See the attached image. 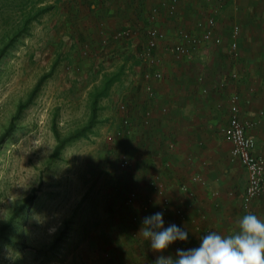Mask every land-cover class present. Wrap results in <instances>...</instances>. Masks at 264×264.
<instances>
[{
  "label": "crops",
  "instance_id": "0c3cea01",
  "mask_svg": "<svg viewBox=\"0 0 264 264\" xmlns=\"http://www.w3.org/2000/svg\"><path fill=\"white\" fill-rule=\"evenodd\" d=\"M171 1H69L72 14L67 16L68 37L72 34V39H80L90 48L100 45L102 54L118 55L119 69L123 67V75L126 74L125 80L115 85L108 105L113 110L110 121L116 124L119 135H126L123 145L132 159L127 169L119 168V192L115 194L114 189L111 193L121 198L119 207L115 206L118 211L125 209L128 221L114 210L118 218L116 229L124 237L112 247L113 259H105L103 264H116L117 259L141 264V258L156 259L161 254L153 252L143 239H125L131 228L130 209L124 205V199L137 188L144 195L152 194L147 184L154 173L167 186L171 207L180 205L187 212L184 221L173 215L167 219V225L176 223L189 232L183 249L199 246L207 229L230 234L247 212L264 219V197L244 203L248 173L238 160L231 158V144L221 132L230 115L229 98L237 93L240 118L253 122L246 131L254 137L256 151L264 155V0H213L224 3L231 12L246 13L242 25L239 24L238 53L230 52L231 33L222 37L215 25L214 38L219 36L220 42H203L180 59L169 52L167 43L176 40L179 30L201 35L204 23L214 17L217 8L210 7V14L202 21L201 2L176 0L175 11L170 13ZM149 25L167 35L158 44L160 61L152 66L140 55ZM126 27L132 29L130 38L113 36ZM157 68L162 71L161 78L143 79L144 71ZM146 84H150L152 93L146 90ZM121 104L124 109L119 108ZM124 118L129 120L127 126L123 124ZM196 175L201 180H194ZM182 184L188 185L191 196L182 191ZM187 201L192 203L190 207ZM175 250L169 246L162 254L174 256Z\"/></svg>",
  "mask_w": 264,
  "mask_h": 264
},
{
  "label": "rangeland",
  "instance_id": "374dc122",
  "mask_svg": "<svg viewBox=\"0 0 264 264\" xmlns=\"http://www.w3.org/2000/svg\"><path fill=\"white\" fill-rule=\"evenodd\" d=\"M69 1L0 0V48L19 32L0 58V264H103L124 237L113 214L121 198L111 193L120 187L116 166L126 135L110 121L108 103L126 74L93 109L94 94L119 70V56L68 37ZM195 1L204 5L202 21L217 8L222 37L246 17L224 3Z\"/></svg>",
  "mask_w": 264,
  "mask_h": 264
},
{
  "label": "built area",
  "instance_id": "2783aa9c",
  "mask_svg": "<svg viewBox=\"0 0 264 264\" xmlns=\"http://www.w3.org/2000/svg\"><path fill=\"white\" fill-rule=\"evenodd\" d=\"M214 1L224 2L226 0ZM175 8L176 0H172L168 4V10L172 13L175 11ZM214 26V17H209L203 25L201 35L179 30L176 33V40H171L167 43V49L176 59H180L189 56L191 50H197L203 42L214 39V41L218 43L221 41V38L219 36L214 38ZM239 30L240 26L238 24H234L231 31L230 52L235 55L238 53L237 35L239 34ZM145 31L147 38L146 42L142 46L140 55L143 59H145L146 64L152 66L156 63L158 64L160 61L159 55H157L158 44L160 40L166 39L167 35L165 32L151 25L147 26ZM131 36L132 29L130 27H126L114 35L116 39H128ZM162 75L161 69L157 68L144 71L142 77L145 81H150L151 79H159ZM145 88L147 91L152 93L150 84H146ZM239 100L240 97L237 93H233L230 96V115L228 122L221 128V132L224 139L231 144V158L238 160L247 170L248 181L243 197L244 203L247 205L255 197H264V155L256 151L255 139L246 131V128L252 126L253 122H244L240 118ZM124 107L125 105H119V108L121 109H124ZM123 124L127 126L129 124V120L124 118ZM131 162V157L124 153L118 159V168L127 169L131 165ZM193 179L201 180V177L196 175ZM147 187L150 189L152 194L144 195L141 193L140 188H137L129 191L124 199V205L126 208L130 209L129 224L131 229L129 231V237H131L134 242L143 239L141 236L137 235V233L141 226V221L146 215H150L157 211H163L165 226H167V219L168 217H171V215H173L178 221H184L188 218L186 210L180 205L173 208L171 207L172 200L166 192L167 186L162 181L159 174L154 173L151 176ZM181 189L190 196L192 195V191L189 189L187 184H182ZM187 205L190 207L192 203L187 201ZM190 220H192V218H190ZM207 231L209 230L207 229ZM145 242L146 245H148L146 240H144L143 243ZM185 242L186 241H177L170 245V247L174 249L183 248ZM154 260L155 259L151 257L141 258V264H153ZM116 264H131V262L128 259H117Z\"/></svg>",
  "mask_w": 264,
  "mask_h": 264
},
{
  "label": "clouds",
  "instance_id": "9594fccd",
  "mask_svg": "<svg viewBox=\"0 0 264 264\" xmlns=\"http://www.w3.org/2000/svg\"><path fill=\"white\" fill-rule=\"evenodd\" d=\"M137 235L161 253L153 264H264V219L247 212L237 221L236 230L224 235L209 230L198 247L176 249L175 255L162 253L177 241H186L189 232L176 223L165 226L163 211L143 217Z\"/></svg>",
  "mask_w": 264,
  "mask_h": 264
},
{
  "label": "trees",
  "instance_id": "16d2710c",
  "mask_svg": "<svg viewBox=\"0 0 264 264\" xmlns=\"http://www.w3.org/2000/svg\"><path fill=\"white\" fill-rule=\"evenodd\" d=\"M48 11V8H44V9H40L36 14L32 15L31 17H29L26 21L29 22L31 20H34L38 15L42 14L43 12H46ZM25 27L23 29H20V32L21 30H24ZM19 33V32H18ZM18 33L14 35L13 38H10V40H8V42L2 46V48H0V58L4 55V52L6 51V49L8 48L9 45H11L17 38L18 36ZM123 67L121 69L118 70V72H114L112 75H107L102 86L98 89V91L94 94L95 95V98L93 100V109L95 108V104L97 102V100L99 98H103V97H106L108 96V93L111 89V87L113 86V84L120 79L121 75L123 74ZM39 85L40 83L38 82L36 84V86L34 87V89L31 91V94L29 95V98L28 100H31L34 93L38 90L39 88ZM24 104H20L18 109H17V112H16V115H18V113L21 112V110L24 108L23 107ZM93 118H94V115L91 119V123L93 122ZM89 126H92V125H89ZM88 126L85 127L84 129H82L83 131L87 130ZM81 132V131H80ZM78 132L76 135L74 136H79V135H82V133ZM73 135L71 136H68L62 140L59 141V143L57 144V146L55 147V151L53 153V156H56V155H59V152L63 149V147L66 145V143H68L71 139H72Z\"/></svg>",
  "mask_w": 264,
  "mask_h": 264
}]
</instances>
